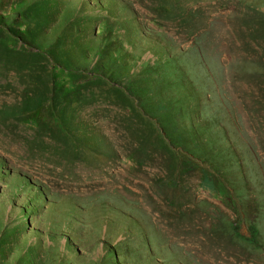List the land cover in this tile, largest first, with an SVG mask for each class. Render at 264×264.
I'll return each instance as SVG.
<instances>
[{
	"label": "rangeland",
	"instance_id": "obj_1",
	"mask_svg": "<svg viewBox=\"0 0 264 264\" xmlns=\"http://www.w3.org/2000/svg\"><path fill=\"white\" fill-rule=\"evenodd\" d=\"M0 264H264V0H0Z\"/></svg>",
	"mask_w": 264,
	"mask_h": 264
},
{
	"label": "trees",
	"instance_id": "obj_2",
	"mask_svg": "<svg viewBox=\"0 0 264 264\" xmlns=\"http://www.w3.org/2000/svg\"><path fill=\"white\" fill-rule=\"evenodd\" d=\"M190 126V135L189 133L188 135L170 133L164 125H161L160 128L168 139V147L169 145L174 148L179 146L181 150L187 152L189 156L198 158H202V156L205 157L210 152L208 144L210 143L212 136L207 135L209 133H206L205 131L197 129L193 123H191ZM208 139H210L209 142L207 141Z\"/></svg>",
	"mask_w": 264,
	"mask_h": 264
}]
</instances>
